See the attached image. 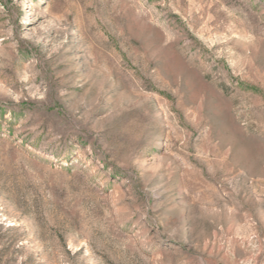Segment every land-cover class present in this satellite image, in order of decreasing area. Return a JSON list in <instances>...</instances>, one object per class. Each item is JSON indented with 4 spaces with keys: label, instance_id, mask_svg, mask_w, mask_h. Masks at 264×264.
Segmentation results:
<instances>
[{
    "label": "rangeland",
    "instance_id": "obj_1",
    "mask_svg": "<svg viewBox=\"0 0 264 264\" xmlns=\"http://www.w3.org/2000/svg\"><path fill=\"white\" fill-rule=\"evenodd\" d=\"M0 264H264V0H0Z\"/></svg>",
    "mask_w": 264,
    "mask_h": 264
}]
</instances>
